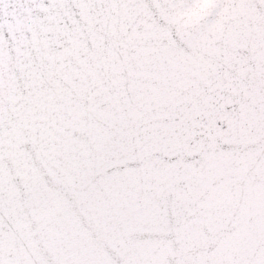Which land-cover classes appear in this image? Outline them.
Returning <instances> with one entry per match:
<instances>
[{"label": "snow or ice", "instance_id": "1", "mask_svg": "<svg viewBox=\"0 0 264 264\" xmlns=\"http://www.w3.org/2000/svg\"><path fill=\"white\" fill-rule=\"evenodd\" d=\"M0 264H264V0H0Z\"/></svg>", "mask_w": 264, "mask_h": 264}]
</instances>
